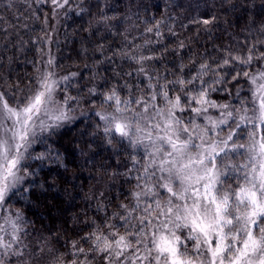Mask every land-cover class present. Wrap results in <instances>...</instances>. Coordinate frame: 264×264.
<instances>
[{"label": "snow or ice", "instance_id": "6c2138e0", "mask_svg": "<svg viewBox=\"0 0 264 264\" xmlns=\"http://www.w3.org/2000/svg\"><path fill=\"white\" fill-rule=\"evenodd\" d=\"M42 3L51 7L53 18L60 9L66 16L74 7L79 9L76 15L87 11L83 0H8L7 10L17 9L13 17L17 21L29 10L39 20ZM224 3L232 9L256 7L255 0ZM17 4L23 5L22 10ZM3 19L0 14V23ZM47 19L45 15V23ZM111 19L101 16L97 30L101 26L108 30ZM216 19L197 17L182 27L195 25L198 39L201 30L211 35L207 26ZM163 22L146 29L161 40L129 42L111 56L103 44L96 49L97 67L115 63L117 55L133 66L132 71L116 72L115 84L104 77L105 90L93 84L85 95L100 99L102 110L93 115L102 125L96 128L102 127L114 155L119 156L121 149L128 152L132 166L122 175L135 183L111 212L100 193L97 215L83 212V218L73 217L83 227L63 244L59 238L54 244L52 236H39L33 243L31 222L7 206L13 196L27 199L37 187L33 178L45 164L67 171V157L58 151L49 146L33 154L32 149L76 119L72 113L80 105L81 90L77 96L68 95V90L79 73L55 79L51 71L55 60L49 58V70L37 69L39 74L22 95L17 96L18 83L10 92L0 91V210L8 213L0 215V264H264V22L239 51L218 47V56L188 57V63L180 51L186 47L183 41L172 49L162 42ZM0 31L8 35L7 29ZM17 38L22 39L18 34ZM13 47L23 51L18 43ZM169 56L177 59L169 63ZM6 59L11 63L12 57ZM4 60L0 57V66ZM97 76L92 73L93 80ZM124 77L134 83L121 84ZM241 80L248 84L250 96L242 97L244 88L237 87L236 105L210 98ZM58 88L64 93L62 100L56 98ZM210 110L218 115L214 118Z\"/></svg>", "mask_w": 264, "mask_h": 264}, {"label": "trees", "instance_id": "16d2710c", "mask_svg": "<svg viewBox=\"0 0 264 264\" xmlns=\"http://www.w3.org/2000/svg\"><path fill=\"white\" fill-rule=\"evenodd\" d=\"M235 3L246 4V0H235ZM255 4V8L232 9L224 0H83L82 6L87 11L81 15H76L79 9L74 7L67 16L64 9L58 10L57 16L53 18L51 7L42 3L38 6L39 20L29 10L23 13L25 18L17 21L13 18L14 14H18L17 9L8 11V0H0V14L4 17L0 29H7L8 32L5 35L0 31V57H5L0 66V91L10 92L18 83L20 91H17V96L26 92L31 78L39 74L37 69L40 70L47 53L54 58L56 67L52 70L60 78L72 72L79 73L75 78L77 83L68 90L71 96H77L78 90H81L80 105L72 113L76 119L63 124L54 135L48 136L44 144L37 143L32 149L33 154L44 152L49 146L54 152L58 151L62 157H67V171L56 165L45 164L33 178L37 187L32 188L27 199L13 196L8 202L9 212L20 211L31 222L28 231L33 243L39 236H52L54 244L56 238H59L60 244L76 238L75 233L83 225L75 224L73 217L83 218V212H87L88 217L97 215L95 208L102 192L104 203L110 204L108 211H113L135 183L127 182V177L122 175L132 166L128 152L121 149L119 156L114 155L105 143L102 127L99 130L96 128L98 123L102 125L98 117L93 115V111L102 110L100 99L85 95L87 87L93 84L98 86L99 91L105 90L104 77L108 78L109 84H115V73L132 71L133 66L121 61L117 55L115 63L97 67L98 45L103 44L111 56L112 52L119 53L121 48H126L129 42L135 45L144 43L145 39L161 40V37L147 33L146 29L163 20L160 29L163 33L162 42L172 49L183 41L186 47L180 51L185 63H188V57L199 60L206 55L218 56L219 53L215 51L218 47L231 46L234 51H239L246 39L250 40L256 35L255 28L264 22L261 0H255ZM17 8L22 10L23 5L17 4ZM45 15L48 16L46 23ZM104 15L113 18L108 21L110 28L106 30L101 26L97 30V21ZM212 15L217 19L214 24L207 26L211 28V35L201 30L197 39L195 25H189L187 29L182 27L193 18H208ZM168 29H172L176 35L173 36ZM17 34L22 38L19 41ZM17 43L23 51L13 47ZM7 57H12L11 63ZM174 59L177 58L169 56L168 62ZM85 65H88L87 69ZM93 72L98 73L95 80L92 79ZM125 80L134 83L127 77L121 79L120 83ZM241 85L244 88L241 96H250L248 84L241 80L240 85L233 82L227 85V91L211 93L210 98L217 103L231 102L236 105L234 96ZM63 95L58 88L60 100ZM104 109L112 111L108 105ZM81 112L86 115H81ZM210 114L215 118L218 112L210 110ZM38 165V161L32 163L33 168ZM40 184L44 185L43 189L38 186ZM98 215L103 216V213Z\"/></svg>", "mask_w": 264, "mask_h": 264}, {"label": "rangeland", "instance_id": "374dc122", "mask_svg": "<svg viewBox=\"0 0 264 264\" xmlns=\"http://www.w3.org/2000/svg\"><path fill=\"white\" fill-rule=\"evenodd\" d=\"M57 13H58V12H57ZM55 16H57V14H56ZM49 54H50V53H47V56H46V58H45V61L43 62V65H42L41 68H40V71H48V70H49V68H48V66H47V60H48L49 58H51ZM51 71H53V70L51 69ZM59 78H60V77L55 73V79H59ZM56 98H57L58 100H60L59 97H58V89H57ZM249 115H251V113H249ZM67 123H69V122H67ZM205 123H206V122H205ZM64 124H66V123H64ZM62 126H63V125H62ZM2 213H3L2 210H0V215H7V214H8L7 212H4V214H2ZM0 223H2V221H0Z\"/></svg>", "mask_w": 264, "mask_h": 264}]
</instances>
